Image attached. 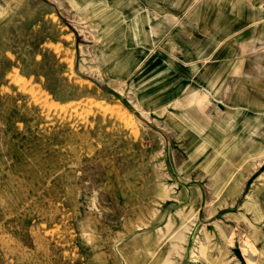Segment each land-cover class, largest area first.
Wrapping results in <instances>:
<instances>
[{"label": "rangeland", "instance_id": "rangeland-1", "mask_svg": "<svg viewBox=\"0 0 264 264\" xmlns=\"http://www.w3.org/2000/svg\"><path fill=\"white\" fill-rule=\"evenodd\" d=\"M0 264H264V0H0Z\"/></svg>", "mask_w": 264, "mask_h": 264}, {"label": "bare ground", "instance_id": "bare-ground-1", "mask_svg": "<svg viewBox=\"0 0 264 264\" xmlns=\"http://www.w3.org/2000/svg\"><path fill=\"white\" fill-rule=\"evenodd\" d=\"M259 48V47H258ZM255 52V51H254ZM200 97H205L207 98V95L206 94H201V93H198V95L196 96V98H200Z\"/></svg>", "mask_w": 264, "mask_h": 264}]
</instances>
